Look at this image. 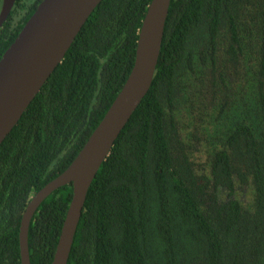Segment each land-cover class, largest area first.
Segmentation results:
<instances>
[{
	"label": "trees",
	"instance_id": "trees-1",
	"mask_svg": "<svg viewBox=\"0 0 264 264\" xmlns=\"http://www.w3.org/2000/svg\"><path fill=\"white\" fill-rule=\"evenodd\" d=\"M42 0H15L0 58ZM151 0H101L0 144V264L32 196L124 85ZM1 4V0H0ZM72 185L28 230L51 264ZM67 264H264V0H171L152 84L92 180Z\"/></svg>",
	"mask_w": 264,
	"mask_h": 264
},
{
	"label": "water",
	"instance_id": "water-1",
	"mask_svg": "<svg viewBox=\"0 0 264 264\" xmlns=\"http://www.w3.org/2000/svg\"><path fill=\"white\" fill-rule=\"evenodd\" d=\"M101 0H42L0 58V144L16 125L84 22ZM171 0H151L138 33L133 67L103 118L71 164L30 199L22 216L21 264H30L28 230L41 202L71 184L72 197L51 264H67L89 186L131 115L148 92ZM14 0H3L0 26Z\"/></svg>",
	"mask_w": 264,
	"mask_h": 264
},
{
	"label": "flooded vegetation",
	"instance_id": "flooded-vegetation-1",
	"mask_svg": "<svg viewBox=\"0 0 264 264\" xmlns=\"http://www.w3.org/2000/svg\"><path fill=\"white\" fill-rule=\"evenodd\" d=\"M15 1V0H14ZM2 2H3V0H1V4H0V9H1V7H2ZM14 4V3H13ZM13 7V6H12Z\"/></svg>",
	"mask_w": 264,
	"mask_h": 264
}]
</instances>
